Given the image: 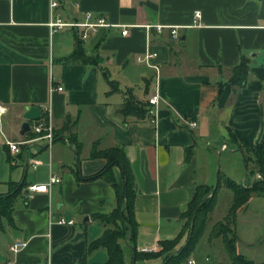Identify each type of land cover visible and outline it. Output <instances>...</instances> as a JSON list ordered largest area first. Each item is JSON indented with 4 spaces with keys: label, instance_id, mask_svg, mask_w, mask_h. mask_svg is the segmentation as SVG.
<instances>
[{
    "label": "crops",
    "instance_id": "0c3cea01",
    "mask_svg": "<svg viewBox=\"0 0 264 264\" xmlns=\"http://www.w3.org/2000/svg\"><path fill=\"white\" fill-rule=\"evenodd\" d=\"M71 2L62 6L65 21L80 22L85 12H92L127 27L125 36L121 28H99L82 41L96 65L62 62L72 53L79 29L50 33L48 0H0V104L6 108L0 126V195L9 193L10 182L25 183L11 211L12 224L0 230V264L106 263L105 249L86 252L103 231L92 217L115 205L109 184L82 179L106 164L103 158H90L94 144L97 150L123 149L136 189V248L158 251L160 241L179 234L180 215L196 186L216 185L221 161L225 176L232 179L239 172L242 155L232 142L248 147L264 140V0ZM155 25L164 28L157 32ZM169 27H178L177 38L170 36ZM147 50L157 54L160 100L151 107L152 119L139 121L116 110L127 89L141 102L155 90V72L136 59ZM242 58L248 63L246 80L233 86L231 69ZM51 85L62 91L50 96ZM48 102L55 130L69 121L62 139L49 146L32 142L11 152L5 141L27 139L31 132L19 133L25 108ZM112 173L122 184L120 169L113 167ZM243 173L241 184L251 185L244 165ZM50 175L59 182L47 193L27 190L46 184ZM60 218L75 224L59 225ZM234 228L237 252L254 264L264 261V196H251L238 209ZM16 241L26 245L14 253L9 247ZM213 241L205 236L204 246ZM192 258L194 264H227V257L212 261L207 253Z\"/></svg>",
    "mask_w": 264,
    "mask_h": 264
},
{
    "label": "trees",
    "instance_id": "16d2710c",
    "mask_svg": "<svg viewBox=\"0 0 264 264\" xmlns=\"http://www.w3.org/2000/svg\"><path fill=\"white\" fill-rule=\"evenodd\" d=\"M63 63H80L84 65H96V58L86 54L83 42L75 36L72 53L62 60ZM230 83L233 86H242L245 83L248 63L245 58L231 69ZM105 75V73H104ZM105 80L111 91H116V84L106 75ZM221 86V85H220ZM219 86V87H220ZM128 95L116 110L123 117H133L136 120L152 119L151 106L148 102H141L131 95V89H127ZM74 124V123H72ZM69 129V121L66 120L59 131L54 129V140L62 139L61 132ZM34 134L28 133V138ZM75 136L70 137V140ZM96 144L90 153V158H103L105 166L95 175L83 180L101 179L109 184L115 193L114 208L107 214H97L92 217L100 226L102 234L90 241L86 252L91 253L97 249H105L107 260L105 264H127L125 255L130 259L131 264L141 261L163 257L162 264H187L188 259L194 255L196 243L205 233L207 220L217 205V192L221 188L231 193V201L227 212L222 220H219L211 228L209 237L220 238L227 257V264H254L251 260L239 254L236 250L235 220L236 212L242 208L251 196H264V140L248 147H242L236 142L231 146L237 148L244 164L247 178H252L251 185L237 183L231 178L219 172L216 185H197L191 201L186 210L180 215L182 221L179 234L171 240H164L158 243V251H138L136 248V223L133 217V201L136 194L134 179L130 165L125 157L124 151L119 146H113L104 150H97ZM186 149V156L188 155ZM118 167L122 178V184H118L112 168ZM256 175L260 177L255 178ZM77 180H81L77 176ZM10 191L0 195V230L3 231L5 223L12 224L11 211L16 197L25 187V183H9ZM210 195V196H209ZM186 235L185 243L176 249L180 240ZM260 264H264L262 261Z\"/></svg>",
    "mask_w": 264,
    "mask_h": 264
},
{
    "label": "built area",
    "instance_id": "2783aa9c",
    "mask_svg": "<svg viewBox=\"0 0 264 264\" xmlns=\"http://www.w3.org/2000/svg\"><path fill=\"white\" fill-rule=\"evenodd\" d=\"M65 3H72L71 0H48V22L47 25L50 29V33L56 32L62 29H79V39L81 41L86 40L91 34L97 32L99 28H121V35L125 36L128 34L126 26H121L108 22V20L103 15H95L92 12H85L83 14V21L80 22H70L65 21L62 17L61 10ZM195 17H199V12H194ZM151 26H146L150 28ZM153 28L157 32H161L164 26L155 25ZM170 28V27H169ZM177 28L171 27L169 34L173 38H177ZM138 62L145 64L147 67L151 68L155 72L156 87L150 97L147 99L148 104L151 107H156L159 100L158 91V78H159V66L156 62L157 54L155 52L145 51L141 55L136 57ZM53 91H62L61 86L51 85L49 88V94ZM6 113V108L0 104V126L2 125V119ZM190 127H194V122H189ZM30 131L34 134L32 138L23 139L20 141H9L6 140L5 143L9 147L11 152H19V147L22 145H27L32 142L45 141L46 146H49L54 141V126L52 123V113L50 109V103H46L40 106V118L33 122L30 126ZM258 176V175H256ZM59 179L54 175H50L49 180L46 184H35L27 187L28 191H34L38 193H47L49 191V186L54 183H58ZM57 224L59 225H74V220L57 219ZM25 242L16 241L12 243L9 249L16 253L25 247ZM188 264H194L193 260H188Z\"/></svg>",
    "mask_w": 264,
    "mask_h": 264
},
{
    "label": "rangeland",
    "instance_id": "374dc122",
    "mask_svg": "<svg viewBox=\"0 0 264 264\" xmlns=\"http://www.w3.org/2000/svg\"><path fill=\"white\" fill-rule=\"evenodd\" d=\"M224 153H228V151H225ZM224 164H225V162H223V161L220 162V165L222 166L221 169H220V172L222 174H223V170H224V166H225ZM243 165L244 164L242 163V166H241V168H239V172L238 173L236 171H234V173L232 175V179L234 181H236L237 183H241L244 180ZM259 177H260L259 175L255 176V178H257V179ZM229 178H231V177H229ZM249 179L250 178H248L246 180V182H248ZM212 180L213 179L211 178V182H213ZM230 199H231L230 198V192L227 189L221 188V189L218 190L216 208L211 214H209V216H208L209 218L207 220V226H206V229H205V233L202 236V238H200L198 240V242L196 243L195 249L193 251V254L197 255L199 258H203L204 254L207 253V254H209L211 256L212 261H217L220 258L226 259L224 247H223V244H222L220 238H215L214 237L213 244H211L210 246H207V247L204 246V241H205V236L211 235L210 231H211V228L214 226V224L216 222H218V220L222 219V217L226 213L227 207L230 204ZM93 230H94V228L90 227L89 232H93ZM182 240H183V244H184L185 240H186V235L183 236V238L180 240V243L182 242ZM176 249H178V248H176ZM125 256H126L125 257L126 263L127 264H131V262H130L129 258L127 257V255H125ZM192 256L188 260L193 259ZM160 258H162V261L159 264H162L163 257H160ZM139 263H141V262L139 261ZM133 264H135V263H133Z\"/></svg>",
    "mask_w": 264,
    "mask_h": 264
},
{
    "label": "water",
    "instance_id": "95a60500",
    "mask_svg": "<svg viewBox=\"0 0 264 264\" xmlns=\"http://www.w3.org/2000/svg\"><path fill=\"white\" fill-rule=\"evenodd\" d=\"M24 122L20 128V135H24L30 131V121L38 120L40 118V108L34 105L27 106L23 114ZM87 220V218H85ZM77 234L75 238L79 237Z\"/></svg>",
    "mask_w": 264,
    "mask_h": 264
}]
</instances>
